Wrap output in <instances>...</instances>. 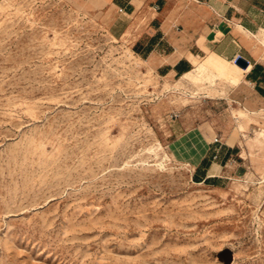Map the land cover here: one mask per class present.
<instances>
[{"label": "rangeland", "instance_id": "1", "mask_svg": "<svg viewBox=\"0 0 264 264\" xmlns=\"http://www.w3.org/2000/svg\"><path fill=\"white\" fill-rule=\"evenodd\" d=\"M240 81L158 76L89 0H0V264H264V156L191 179L217 135L264 153Z\"/></svg>", "mask_w": 264, "mask_h": 264}, {"label": "crops", "instance_id": "2", "mask_svg": "<svg viewBox=\"0 0 264 264\" xmlns=\"http://www.w3.org/2000/svg\"><path fill=\"white\" fill-rule=\"evenodd\" d=\"M89 2L110 35L128 43L160 77L182 79L214 56L230 63L246 60L248 67L231 94L246 112L259 116L248 131L264 128V0ZM263 156L247 131L217 135L195 158L191 179L215 190L229 188L232 181L249 184L258 175L254 162Z\"/></svg>", "mask_w": 264, "mask_h": 264}, {"label": "bare ground", "instance_id": "3", "mask_svg": "<svg viewBox=\"0 0 264 264\" xmlns=\"http://www.w3.org/2000/svg\"><path fill=\"white\" fill-rule=\"evenodd\" d=\"M214 58L221 61L222 64H218L216 63V61H213V59H209L208 61L197 67L194 71L185 75L182 80L196 82L202 77L204 73L207 72L212 73L223 80H232V78L242 79L244 71L241 70V68L231 64L230 62L220 57L214 56Z\"/></svg>", "mask_w": 264, "mask_h": 264}, {"label": "water", "instance_id": "4", "mask_svg": "<svg viewBox=\"0 0 264 264\" xmlns=\"http://www.w3.org/2000/svg\"><path fill=\"white\" fill-rule=\"evenodd\" d=\"M235 64L238 65L239 67H241L242 69H246L248 67V62L242 58L237 59L235 61ZM230 262V259H227V263Z\"/></svg>", "mask_w": 264, "mask_h": 264}, {"label": "built area", "instance_id": "5", "mask_svg": "<svg viewBox=\"0 0 264 264\" xmlns=\"http://www.w3.org/2000/svg\"><path fill=\"white\" fill-rule=\"evenodd\" d=\"M220 142V139L219 138H216L215 140H214V143H219Z\"/></svg>", "mask_w": 264, "mask_h": 264}]
</instances>
